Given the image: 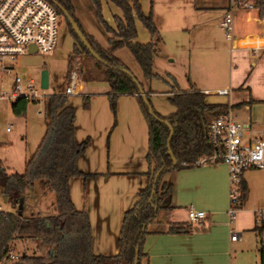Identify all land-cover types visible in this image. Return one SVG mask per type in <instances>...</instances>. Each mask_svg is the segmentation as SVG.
Wrapping results in <instances>:
<instances>
[{"label":"crops","instance_id":"obj_1","mask_svg":"<svg viewBox=\"0 0 264 264\" xmlns=\"http://www.w3.org/2000/svg\"><path fill=\"white\" fill-rule=\"evenodd\" d=\"M70 1L74 14L75 6ZM210 1L184 0L173 4L172 0H165L166 12L177 10L173 18L164 17L154 8L150 11L160 37L158 51L151 61L152 71L158 77L144 78L132 55V58L118 55L121 46L113 49L112 54L140 83L153 109L167 115L174 110L167 101L172 92L157 89L153 83L160 79L162 70L166 72L160 67L163 62H173L163 50L162 35L177 40L180 48L187 51L189 60V86L181 90L193 88L203 92L208 103L226 104L234 119L247 125L249 137L264 138V102H261L264 99V7L232 8L230 0ZM101 5L110 9L109 3L103 0ZM228 10L232 19L229 38L219 25ZM110 14L111 23L103 19L112 26V16L119 11ZM85 34L102 48L110 47L108 33L104 46L92 35ZM148 39V34L144 41L137 40V34L135 37L139 43ZM223 51L228 59L225 76L219 74L218 68L222 65L219 53ZM191 52L194 54L192 70L189 69ZM206 52L212 55V60L202 59ZM220 57L223 59L222 55ZM77 88L76 95L66 97V104L74 111V140L87 139L88 144L77 157L76 166L80 172L96 174V177L69 178L68 194L75 209L84 211L88 218L91 253L110 256L118 250L122 214L133 206L146 182L147 126L135 94L118 95L112 114L104 80H80ZM219 89H226L227 93L216 94ZM210 95L224 97L211 98ZM242 180L245 196L229 221L227 167L223 162L213 161L163 173L160 183L170 190L160 200L153 220L145 225L139 264H257L258 237L252 227L259 219L256 214L264 211V169L245 170ZM189 207L203 211L205 217L196 222L188 221ZM170 227L188 231L171 233ZM230 231L237 234L234 240H229ZM260 239L264 242L262 235Z\"/></svg>","mask_w":264,"mask_h":264},{"label":"trees","instance_id":"obj_2","mask_svg":"<svg viewBox=\"0 0 264 264\" xmlns=\"http://www.w3.org/2000/svg\"><path fill=\"white\" fill-rule=\"evenodd\" d=\"M61 16L77 46H72L70 56L81 54L93 61L102 80L108 87L106 98L108 108L115 112L116 98L120 94H135L136 102L147 126V152L145 161L148 170L146 182L138 192L132 207L125 210L121 217L118 235V250L114 255H94L90 251V227L84 211L75 209L68 194V179L75 176L96 177V174L80 172L76 166L77 157L84 151L88 140L76 142L73 137V108L66 104V97L60 93L43 97L45 115L44 132L33 154L24 162L22 173H5L0 165V192L9 204L8 212H0V260L8 248L16 249L18 241L33 246L31 252L18 251L16 264H132L133 253L142 226L153 220L159 209V202L169 193L170 187L160 183L163 173L171 170L195 166L202 156L213 153L208 141L207 128L210 121L226 113L228 107L223 103H208L206 95L198 90L172 91L167 101L173 106V112L158 114L151 107L148 112L138 94L140 83L128 68L113 54L112 50L125 46L144 78L158 77L152 71L151 61L158 51L160 37L153 23L151 13L141 11L138 0H103L118 9L119 14L112 16L113 25L109 26L101 15V0H90L95 9L98 22L110 35V47L102 48L91 36L86 35L73 14L70 0H46ZM254 7H264L263 0H252ZM67 12L78 26L90 48L102 61L94 59L74 34L66 18L57 6ZM239 8V6H237ZM146 30L149 39L145 43L135 41V22ZM69 71V70H68ZM67 78V77H66ZM35 101V100H29ZM28 101L18 98L10 102V111L15 116L23 115ZM264 102V99L261 100ZM167 124L172 133L169 134ZM219 161V160H215ZM149 167H151L149 169ZM161 169L149 200L153 174ZM43 180L47 191L54 195L55 212L48 215H29L22 213L23 198L33 180ZM245 183L240 182L239 204L245 196ZM19 199L21 206L18 208ZM171 233H185V228L170 227ZM252 231L258 237L257 264H264V242L260 239L264 233V216L259 218ZM143 230L138 244L137 264L142 257L141 243Z\"/></svg>","mask_w":264,"mask_h":264},{"label":"rangeland","instance_id":"obj_3","mask_svg":"<svg viewBox=\"0 0 264 264\" xmlns=\"http://www.w3.org/2000/svg\"><path fill=\"white\" fill-rule=\"evenodd\" d=\"M164 1L138 0L141 11L144 14H147L154 8L156 12H159L164 17L171 16L173 18L177 10L175 11L173 9L172 12H166L164 9H168V7L164 5ZM172 1L175 4V2L181 3L184 0ZM190 1L196 3L197 0ZM204 1L211 2L210 0ZM72 2L75 6L74 16L84 33L92 35L103 46L106 45V39L109 35L104 32L101 24L96 19L95 10L93 6L91 7L90 0H72ZM109 8L106 9V7L101 5V15L107 23H111L110 13L114 10L117 12V9L113 5L109 4ZM135 28L137 29V40L144 41L147 37L146 30L137 21L135 22ZM220 32L222 34V31ZM162 40L163 50L170 55V58H173V62H163V66L160 67L166 69V72H163V70L160 72L161 77L157 81H154V87L167 93L188 87L187 61L189 60H187V51L182 46L180 48L178 45L180 42L177 43V40L174 39L170 40L168 36L162 35ZM73 45L77 46V42L70 34L65 20L61 16H57L56 39L51 52L45 54L37 51L26 53L17 56L15 62H10L5 59L3 62L12 65V68L8 72L0 70V89L9 93L15 76H19L21 80H24L28 76L37 85L41 70H46L47 72L48 86L46 89H43L46 95L61 93L60 91L63 89L64 84H66L68 70L72 68H75L78 72L79 80L90 82L93 79H101L99 70L93 66V61L89 57L83 54L73 57L70 56ZM117 53L121 57L129 56L132 58L125 46H121ZM189 55V69L192 70L194 69V54L191 52ZM220 55L223 56V59ZM201 57L205 61L212 60V55L209 52H206ZM217 58H215V61ZM218 60L222 61V65L218 67L219 74L225 76L228 72V59L225 51L221 54L219 53ZM218 60L216 62V68L218 66ZM74 95L76 94L70 96ZM78 96H80V92ZM210 96L211 98L224 97H216V95ZM10 102L6 99L0 100V165L5 173H22L24 162L33 154L44 132L45 115L43 112V98L28 101L23 115L20 116H15L11 113ZM6 127H9L8 131H6ZM6 205L9 207V204ZM54 212V195L47 191L43 180H33L23 198V215H48ZM262 237L264 240V233ZM15 246L19 252L25 250L29 253L33 248L28 242L21 241L16 242Z\"/></svg>","mask_w":264,"mask_h":264},{"label":"built area","instance_id":"obj_4","mask_svg":"<svg viewBox=\"0 0 264 264\" xmlns=\"http://www.w3.org/2000/svg\"><path fill=\"white\" fill-rule=\"evenodd\" d=\"M264 2V0H263ZM232 8H253L252 0H230ZM57 14L46 0H0V70L8 72L12 65L4 63L7 59L15 62L17 56L31 53H49L53 49L56 39ZM224 35L229 38L232 31L230 10L225 12L220 21ZM29 45L34 46V51L29 50ZM66 84L60 93L70 96L78 92L79 77L75 68L69 69ZM216 94L224 95L226 89L216 90ZM46 94L32 78L26 76L21 80L15 76L10 92L0 89V100L14 101L18 98L24 100H39ZM9 127H6V131ZM208 141L213 147L209 156L198 158L195 165H201L215 160L223 162L227 167L228 178V207L226 214L229 221L233 218L238 208L240 196V182L242 173L249 169H264V138L249 137L247 125L238 122L231 115L229 108L223 115L210 121L207 128ZM0 192V212H8ZM187 219L196 222L205 217L201 210L189 207L186 211ZM264 216V211L256 214L257 218ZM237 234L229 233V240H234ZM18 251L8 248L0 264H16Z\"/></svg>","mask_w":264,"mask_h":264},{"label":"water","instance_id":"obj_5","mask_svg":"<svg viewBox=\"0 0 264 264\" xmlns=\"http://www.w3.org/2000/svg\"><path fill=\"white\" fill-rule=\"evenodd\" d=\"M55 6L56 3H54ZM59 8V10L62 12V15L64 16V18H66V20L68 21L69 25H70V28L72 29V31L74 32V34L77 36V38L79 39V41L81 42V44L83 45V47L89 52V54L96 60L102 62L98 56L93 52V50L90 48V45L87 43V41L85 40L84 36L82 35V33L80 32L78 26L76 25V23L73 21V19L71 17H69V15L67 14L66 11H64L60 6H57ZM34 46L33 45H29V50L30 51H34ZM39 86L40 88L42 89H46L47 86H48V78H47V72L46 70H41L40 73H39ZM138 94L141 96L144 104L146 105L147 107V110L149 113H151V107L149 105V103L147 102V100L145 99V93L143 92L142 88L138 87ZM167 127L169 129V134L166 138V141L169 140L170 136H171V133H172V130L170 128V126L167 124ZM161 169H157L154 174H153V178H152V186H151V189H150V194H149V200H151L152 198V195H153V185L160 173ZM5 199V198H3ZM21 206V199H19V203H18V208ZM144 230V225L142 226L141 230H140V233H139V236H138V239L136 241V245H135V248H134V253H133V261H132V264H137V252H138V244H139V239L141 237V234Z\"/></svg>","mask_w":264,"mask_h":264}]
</instances>
